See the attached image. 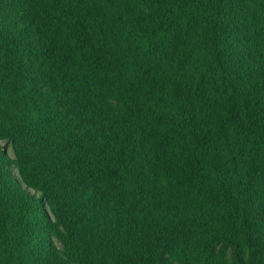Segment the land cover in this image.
<instances>
[{
    "label": "trees",
    "instance_id": "trees-1",
    "mask_svg": "<svg viewBox=\"0 0 264 264\" xmlns=\"http://www.w3.org/2000/svg\"><path fill=\"white\" fill-rule=\"evenodd\" d=\"M0 141V264H264V0H0Z\"/></svg>",
    "mask_w": 264,
    "mask_h": 264
},
{
    "label": "rangeland",
    "instance_id": "rangeland-1",
    "mask_svg": "<svg viewBox=\"0 0 264 264\" xmlns=\"http://www.w3.org/2000/svg\"><path fill=\"white\" fill-rule=\"evenodd\" d=\"M3 146H5V142H4V141H0V147H3ZM5 147H6V146H5ZM6 150H7V154H8V156H9L10 158H12L13 155H12L11 148L7 146V147H6ZM12 173H13L14 177L18 179L17 170H16L14 167H12ZM19 183H20L21 187H22L23 189H25V190H26L31 196H33L35 199H38V198H39V194H38V193H36V192H35L34 190H32V189L26 188L21 182H19Z\"/></svg>",
    "mask_w": 264,
    "mask_h": 264
}]
</instances>
